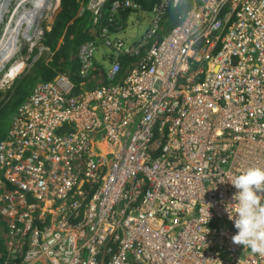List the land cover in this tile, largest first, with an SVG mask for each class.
Wrapping results in <instances>:
<instances>
[{
	"label": "built area",
	"instance_id": "built-area-1",
	"mask_svg": "<svg viewBox=\"0 0 264 264\" xmlns=\"http://www.w3.org/2000/svg\"><path fill=\"white\" fill-rule=\"evenodd\" d=\"M186 1L151 0L149 26L126 42L115 16L138 0H88L97 32L78 45L77 76L89 80L101 44L103 82L58 74L17 107L0 141V216L21 264H264L232 242L225 212L228 181L264 168V0H190L160 34Z\"/></svg>",
	"mask_w": 264,
	"mask_h": 264
},
{
	"label": "trees",
	"instance_id": "trees-1",
	"mask_svg": "<svg viewBox=\"0 0 264 264\" xmlns=\"http://www.w3.org/2000/svg\"><path fill=\"white\" fill-rule=\"evenodd\" d=\"M87 2L88 0H60L59 10L54 16L50 29L44 30L39 40V44L43 46L44 50L32 49V55L28 59L30 63L28 71L17 76L9 87L0 89V139L5 135L7 126L11 121L10 116L13 114L11 110L16 111L18 105L25 100L35 83L52 80L57 74L69 76L77 88L103 82L101 72L104 66L102 61L106 62L105 58L109 53L108 51L100 55V62L94 61L92 75L96 78L95 83L89 82V80L81 81L74 71L78 43L86 39H93L97 32V25L93 23L88 7L81 14H78L81 4L85 7ZM138 2L141 4L142 10L124 9L117 13L115 16L116 23L112 30L114 37L125 41L119 32L125 28L128 16L132 12L139 13L150 10L151 0H138ZM190 6L191 1L188 0L178 7L169 9L164 17L160 34L168 32L171 27L177 24L180 21L178 16L183 15ZM38 52L40 55L34 59L33 57ZM124 70L126 67L122 65L123 73ZM7 239L6 222L0 219V264H21V255L9 256L6 250ZM24 250L25 248H23Z\"/></svg>",
	"mask_w": 264,
	"mask_h": 264
},
{
	"label": "clouds",
	"instance_id": "clouds-1",
	"mask_svg": "<svg viewBox=\"0 0 264 264\" xmlns=\"http://www.w3.org/2000/svg\"><path fill=\"white\" fill-rule=\"evenodd\" d=\"M57 1L58 5L55 8H52V10L55 9L53 14L47 17V15H49L45 14L47 11L43 13V16L45 14L47 19L46 17L43 18L46 20H44L45 25H43L42 28L40 27L41 19L38 21V27L32 35L35 41L34 44L36 43V39L37 43L39 44V40L41 39L44 30L50 29V25L53 22L54 16L58 12V8L60 6V0ZM52 5L55 6V0H52ZM4 14L5 11L3 15ZM34 44L30 46L32 47ZM38 46L39 47L33 46L32 49L38 48L39 51L44 50L42 45L39 44ZM39 54L40 52H38L36 55ZM36 55L34 59L37 57ZM12 58L10 60H12ZM10 60L4 64V67L1 69V71H3L5 68L7 69L6 72L9 70L7 67H10L8 66ZM16 63H21V69L15 73L13 79L10 81V84L17 76L22 73L25 67L23 60H20L19 62L17 61ZM5 74L3 78L6 77ZM10 84L7 87H9ZM228 182L236 189L235 193L230 198L231 202L225 205V212L227 213L228 219L232 221L233 226L236 229V232L231 237V240L234 244H238L243 246V248L249 249L253 254L264 256V195H261V193H264V168L248 167L247 169H244L236 174ZM0 219L6 222V220H4L1 216ZM6 250L9 254L7 247ZM9 256L11 255L9 254Z\"/></svg>",
	"mask_w": 264,
	"mask_h": 264
},
{
	"label": "bare ground",
	"instance_id": "bare-ground-1",
	"mask_svg": "<svg viewBox=\"0 0 264 264\" xmlns=\"http://www.w3.org/2000/svg\"><path fill=\"white\" fill-rule=\"evenodd\" d=\"M7 4L11 0H6ZM3 0H0V3ZM30 7L22 6L20 0L16 1L15 7L13 8L9 20L5 26L4 32L7 33L6 40L7 42L3 45L6 47L0 54V62L4 61V64L10 60L16 53V49L19 46L20 41L29 42L30 45L34 44L33 36H29V27L33 22L40 21L45 11H51L52 8H55L58 5V1L55 0V6L52 5V0H41L40 10L41 15L36 16L37 14V5L33 2L30 4ZM6 8V7H5ZM4 35V34H3ZM3 40L0 39V42ZM2 45V46H3ZM21 63H13L10 65L9 70L6 72L5 76L9 78L11 74L17 73L21 69ZM4 67L2 65L1 69Z\"/></svg>",
	"mask_w": 264,
	"mask_h": 264
},
{
	"label": "rangeland",
	"instance_id": "rangeland-1",
	"mask_svg": "<svg viewBox=\"0 0 264 264\" xmlns=\"http://www.w3.org/2000/svg\"><path fill=\"white\" fill-rule=\"evenodd\" d=\"M16 1L17 0H11L7 4V1L3 0V2L0 3V39L3 40L2 42H0V54L4 50V48L6 47L5 45H3V44H5L7 42L6 38L9 37V36H7V33L4 32V26L6 25L7 20L9 19V16L11 15V12H12L13 8L15 7ZM32 2L37 5V14H36V16L37 15L40 16L41 15V10H40V2H41V0H20V3L22 4V6H26V7H30V5H27V4H30ZM4 11H5V14L3 15ZM48 12L49 11H47L45 13V14H49V15H47V17H49L51 14H53L55 12V9H53L50 13H48ZM45 14H44V16H42L41 21H40V24H41L40 27L41 28H42L43 25H45V21L44 20L47 19ZM136 14L137 13H135V12L131 13V19L132 20L136 18ZM44 17H46V19H43ZM131 19H130L128 25H127V30L130 31V33L132 35H133L134 32L138 33L139 31H142L145 28V24L133 25L131 23ZM131 34H129V36L128 35L124 36L123 33H120V36H122L123 38H125V40L127 42H129V40H131L130 39L131 38ZM38 45L39 44L37 43V39H36V43L33 46L34 47L35 46L39 47ZM32 47L30 46L29 42H25V41L21 40L20 43H19L18 49L16 50V54L13 56L12 60L9 61L8 66H10L11 64H13V63H15L17 61L19 62L20 60H23L25 67H24L22 73H26L28 71L29 67H30V63H29L28 59L32 55V50H31ZM105 53H107V49L105 47H103L101 44H99L97 50L94 52V60H97V61L100 62L101 61L100 55L101 54H105ZM36 56H38V55H36ZM102 63H103L104 67L107 66V62L102 61ZM2 65H4V61L0 62V67ZM7 68H9V67H7ZM6 70L7 69L5 68L3 71L0 72V79L3 78ZM14 75H15V73L11 74L9 76V78L12 79V77H14ZM6 87H7V85L4 88H2V89H5ZM11 111L14 114L15 110L14 111L11 110ZM13 114L10 116L11 119L13 117ZM7 122H9V121L7 120Z\"/></svg>",
	"mask_w": 264,
	"mask_h": 264
},
{
	"label": "crops",
	"instance_id": "crops-1",
	"mask_svg": "<svg viewBox=\"0 0 264 264\" xmlns=\"http://www.w3.org/2000/svg\"><path fill=\"white\" fill-rule=\"evenodd\" d=\"M85 9H87V5L84 7V5L81 4L80 9H79V13H78V14H81ZM58 10H59V8H58ZM135 13H137V14H136V18L132 20V19H131V15H129L128 18H127V21H126V23H125V28H124L121 32H119V33H123L124 36H125V35H126V36H127V35L129 36V34H131L130 31L127 30V25H128V23H129L130 19H131V23H132L133 25H142V24H145V28H144L142 31H139L138 33L134 32L133 35L131 34V38H130L131 40H129V42H135V41L139 38V36H141V34H143L144 31L146 30V28L149 26V20H150V14H149V11H148V12H147V11L139 12V14H138V12H135ZM122 38H123V37H122ZM124 39H125V38H124ZM125 41H126V40H125ZM81 42H82V41H81ZM81 42H79L78 45H79ZM78 45H77V47H76V51H77ZM137 60H138L137 58H136V59H135V58H131V59H123V63H122V65L126 67V70H124V71H125L124 73H123L122 70H121V74H125V73L128 71V68H129V67L132 68L133 66H135ZM102 64H103V63H102ZM107 66H108V63H107ZM107 66H106V67H103V70H104V71H105V69L107 68ZM77 70H78V63H77V59H76V60H75V69H74L76 75H77ZM92 73H93V72H92ZM91 75H92V74H91ZM95 79H96V78L93 77V75H92V76H90V78H89V82H90V81H93V82H94ZM46 81H47V80H46ZM48 81H50V80H48ZM40 82H45V81H39V82L35 83L34 86H33L32 89H31V91L29 92V94H28L27 97L25 98V100L28 98V96H29L30 93L32 92L33 88H34L38 83H40ZM73 83H74V82H73ZM87 83H88V82H87ZM94 83H95V82H94ZM93 86H96V84H90V85H88V86H86V87L88 88V87H93ZM18 106H19V105H18ZM14 114H15V112H14ZM14 114H13V115H14ZM12 118H13V117H12ZM11 121H12V119H11ZM11 121H10L9 125L7 126V129H6V133H5V135L3 136V138L0 139V141L6 139V137L8 136V132H9V130H10V128H11Z\"/></svg>",
	"mask_w": 264,
	"mask_h": 264
},
{
	"label": "water",
	"instance_id": "water-1",
	"mask_svg": "<svg viewBox=\"0 0 264 264\" xmlns=\"http://www.w3.org/2000/svg\"><path fill=\"white\" fill-rule=\"evenodd\" d=\"M38 21L37 22H33L30 27H29V36H32L33 33L36 31L38 25H37Z\"/></svg>",
	"mask_w": 264,
	"mask_h": 264
}]
</instances>
